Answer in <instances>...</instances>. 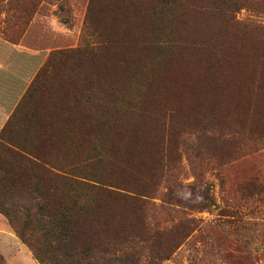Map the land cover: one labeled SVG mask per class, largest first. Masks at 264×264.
Returning <instances> with one entry per match:
<instances>
[{
  "label": "rangeland",
  "instance_id": "1",
  "mask_svg": "<svg viewBox=\"0 0 264 264\" xmlns=\"http://www.w3.org/2000/svg\"><path fill=\"white\" fill-rule=\"evenodd\" d=\"M0 37L44 54L20 122L53 164L143 192L92 263L264 264V0H0Z\"/></svg>",
  "mask_w": 264,
  "mask_h": 264
},
{
  "label": "trees",
  "instance_id": "2",
  "mask_svg": "<svg viewBox=\"0 0 264 264\" xmlns=\"http://www.w3.org/2000/svg\"><path fill=\"white\" fill-rule=\"evenodd\" d=\"M167 4L171 1L162 3ZM40 76L25 90L0 130V216L37 264H65L73 259L72 264H94L92 253L99 248L112 245L122 253L126 244L119 236L121 230L110 222L118 207L116 200L138 206L143 192L106 186L96 173L85 169L89 160L78 169L77 164L69 169L53 164L49 159L52 135L47 137L42 131L48 127L42 128L34 117L20 122L29 114ZM90 108L99 110L100 105ZM106 113L107 109L102 116ZM89 220L103 224L112 234L105 233L97 244L84 240L80 229L89 226Z\"/></svg>",
  "mask_w": 264,
  "mask_h": 264
},
{
  "label": "crops",
  "instance_id": "3",
  "mask_svg": "<svg viewBox=\"0 0 264 264\" xmlns=\"http://www.w3.org/2000/svg\"><path fill=\"white\" fill-rule=\"evenodd\" d=\"M34 22L32 20L27 29ZM50 25L53 31L60 30L57 25ZM42 55L44 57L40 50H30L19 44L12 45L0 37V130L28 87L35 68L40 66ZM0 259L3 264H37L15 236L8 234L3 237L1 232Z\"/></svg>",
  "mask_w": 264,
  "mask_h": 264
}]
</instances>
